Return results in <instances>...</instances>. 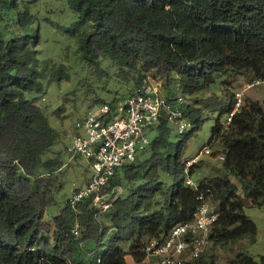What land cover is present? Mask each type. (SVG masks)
<instances>
[{"label": "trees", "instance_id": "trees-1", "mask_svg": "<svg viewBox=\"0 0 264 264\" xmlns=\"http://www.w3.org/2000/svg\"><path fill=\"white\" fill-rule=\"evenodd\" d=\"M55 1L73 14L65 31L76 37L81 59L101 71L103 60L109 62L117 76L135 79L133 87L148 74L162 86L176 76L188 96L218 75L264 82V0ZM34 22L26 0H0V264H124L126 255L141 262L151 239L193 219L199 191L210 195L219 214L210 234L214 246L255 241L256 225L243 202L264 205V107L255 103H245L228 126L216 122L212 128L210 143H220L234 182L212 176L198 180V192L186 186L184 143L191 132L173 142L162 119L150 129L149 148L110 179L128 192L112 201L103 213L107 219L96 215L90 200L75 209L65 202L49 241L43 217L62 186L63 161L48 153L61 136L26 94L43 93L68 76L64 64L39 57L42 35ZM196 101L218 117L233 103L215 96ZM183 111L197 128L202 111L187 103ZM206 253L186 264H198ZM231 264H264V256L239 252Z\"/></svg>", "mask_w": 264, "mask_h": 264}, {"label": "rangeland", "instance_id": "rangeland-1", "mask_svg": "<svg viewBox=\"0 0 264 264\" xmlns=\"http://www.w3.org/2000/svg\"><path fill=\"white\" fill-rule=\"evenodd\" d=\"M26 1L35 16L34 24L40 26L42 37L41 43L37 46L39 57L41 59L50 58L56 64H64L68 76L67 79L48 84L43 93L26 94L28 98H36L37 104L42 107L50 126L61 136L60 142L55 143L48 153L49 156L59 153L60 159L63 161L59 172L62 186L55 194V203L45 211L43 217L46 228L45 236L51 241L54 231L53 217L65 205L73 190L83 186L86 179L92 175L87 160L83 157L72 156L66 151V147L76 133L75 123L88 112L93 113L97 107L103 104L97 100L113 103L124 101L126 95L133 88L135 79L128 81L125 78H130V75L117 76L115 69L105 60L102 62L103 71H101L81 59L76 37L65 31L66 26L73 20V14L65 3L55 0ZM174 78L167 85L162 86L161 93L163 95H183L176 76ZM159 81L164 83L163 80ZM246 85L247 81L240 75H218L208 88L191 96L183 95L187 104L202 111L201 122L193 130L190 125L183 134H178L173 126L169 125L171 139L173 142H177L184 137V134L191 132L184 143L183 160L194 157L203 147H209L213 152L211 156H201V160L192 173L194 180L212 176H229L233 182L235 181L223 167V161L215 159L218 154L224 155L225 153L220 143H210L212 128L216 122L224 123L226 113L218 117V112L206 110L196 100L215 96L229 104L235 92L243 89ZM245 103L246 106L255 103L264 107V82L260 81L259 84L245 91ZM147 135L152 138L155 135L154 130L147 131ZM163 180L165 181L164 177ZM177 181L178 179L174 183ZM127 192V187L123 186L120 196H126ZM243 202L245 214L256 225L255 241L251 242L248 238H244L224 247L214 246L212 241L206 251L207 256L198 260V264H231L232 259L239 252H247L256 260L259 256H264V205L253 206L248 199H244ZM102 215L103 213H99L98 216L106 220V215ZM124 264H147V261L136 262L131 255H126Z\"/></svg>", "mask_w": 264, "mask_h": 264}, {"label": "built area", "instance_id": "built-area-1", "mask_svg": "<svg viewBox=\"0 0 264 264\" xmlns=\"http://www.w3.org/2000/svg\"><path fill=\"white\" fill-rule=\"evenodd\" d=\"M259 83V80L247 82L243 89L235 92L223 126H228L245 105V91ZM161 88V81L146 75L130 90L124 101L113 108L102 104L75 123L76 133L66 151L87 160L92 175L66 200L70 208L75 209L90 200L97 216L109 210L112 201L122 191L120 186H111L110 179L124 165L134 162L138 153L149 148L147 131L162 119L172 125L178 134H183L190 127L183 111L186 104L184 97H168L161 93ZM212 153L209 147H203L185 161L184 184L194 191H199V181L192 178L193 170L201 156H211ZM215 159L224 161L225 158L218 154ZM197 199L199 202L192 220L174 225L165 237L153 238L145 245L143 251L147 264H186L206 253L212 242L211 229L219 214L210 195L199 191ZM73 233H79L78 223Z\"/></svg>", "mask_w": 264, "mask_h": 264}, {"label": "crops", "instance_id": "crops-1", "mask_svg": "<svg viewBox=\"0 0 264 264\" xmlns=\"http://www.w3.org/2000/svg\"><path fill=\"white\" fill-rule=\"evenodd\" d=\"M88 179H86V181H87Z\"/></svg>", "mask_w": 264, "mask_h": 264}]
</instances>
